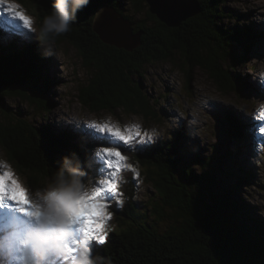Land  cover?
<instances>
[{
    "label": "trees",
    "instance_id": "16d2710c",
    "mask_svg": "<svg viewBox=\"0 0 264 264\" xmlns=\"http://www.w3.org/2000/svg\"><path fill=\"white\" fill-rule=\"evenodd\" d=\"M31 1L41 22L51 12L50 0ZM199 4V15L178 28H168L149 10L147 20L138 22L124 12L142 13L148 7L144 0H90L77 13L71 30L55 39L74 45L97 72L85 89L88 98L82 101L95 111L122 108L146 118L148 101L138 82L133 86L132 77L146 65L169 62L177 55L184 59L188 73L202 69L220 91L234 89L237 78L225 67L236 63L232 48L244 45L261 32L247 27L242 31L221 28L219 23L232 17L225 13L224 0H199ZM106 6L133 24L134 35L141 33L140 45L133 51L108 46L92 31L96 11ZM37 48L32 44L19 48L16 41L0 45V148L27 175L32 190L45 186L44 182L60 166L61 157L74 153L83 165L86 152L94 147L91 141L68 130L34 125L4 107V99L16 96L41 113L49 109L45 101L49 78L45 70L51 56ZM231 120L227 119V134L243 141L240 127ZM186 139L187 133L180 125L178 131L153 147L128 155L142 168L141 176L153 189L154 199L150 197L144 209L139 208L135 202L136 185L131 175L127 177L128 183L119 188L128 197L119 212L121 217L117 216L107 243L94 248L105 264H264V225L244 229L251 225L239 221L243 208L235 200L234 187L228 191L216 189L211 179L194 174L184 163ZM149 217H167L172 224L160 232L148 224Z\"/></svg>",
    "mask_w": 264,
    "mask_h": 264
},
{
    "label": "rangeland",
    "instance_id": "374dc122",
    "mask_svg": "<svg viewBox=\"0 0 264 264\" xmlns=\"http://www.w3.org/2000/svg\"><path fill=\"white\" fill-rule=\"evenodd\" d=\"M8 2L16 6V11L34 17L39 26L38 12L31 0H25L23 5L13 0ZM223 7L225 13L232 16L219 23L224 30L242 31L247 27L261 32L260 35L249 38V42L244 45H235L232 48L236 63H227L225 67H228L237 79L234 89L226 93L220 91L206 71L196 68L192 73H188L184 59L177 55L169 62L146 65L138 75L132 77L133 86L138 82L141 93L148 101L146 118L137 113H127L122 108L95 111L82 99L88 98L85 89L90 87L97 72L89 66V62H85L74 45L60 40L55 42V54L50 55L45 70L49 78L45 101L49 109L41 113L35 106L16 96L4 99V107L12 115L23 117L34 125H45L54 131L68 130L88 142L91 141L94 147L86 152L85 163L81 165H87L85 171L93 179L106 176L108 172L104 160L94 156L96 149L117 147L122 154L142 153L146 148L153 147L169 134L178 131L180 125H183L187 133L184 163L194 174L211 179L216 189L228 191L234 187L237 192L235 200L243 208L241 211L244 214L238 217L239 221L251 225L246 227L243 226L244 223H238L239 226L250 230L256 225H264V136L257 133L259 122L251 116L258 102L264 101V84L258 80L259 73L264 71V0H224ZM146 11L148 7L138 15L132 13V10L124 12L133 21L138 22L147 20ZM7 40L10 43L16 41L19 48L32 44L43 51L35 35L24 28L20 20L5 13L3 6H0V45H8ZM189 77L192 78L191 82ZM201 97L210 98L205 112H200L196 107ZM177 111H183L186 118L191 115L204 123L197 127L191 126L188 119L178 118ZM174 117L177 118V123L169 129L167 122ZM228 118L240 127L243 141L232 139L227 134ZM84 119L98 122L118 121L121 126L139 121L145 128L159 127L162 137L155 143L135 145V151H132L129 146L109 134H101L78 122ZM105 143L106 145L102 146ZM0 158L7 160L24 183L32 189L27 175L10 161L7 153L1 148ZM129 175L131 173H128ZM141 177L142 182L139 185L136 180L133 181L138 192L135 202L139 208L144 209L143 206L150 197L154 199V191L145 183L143 176ZM47 183L48 181L44 182L45 185ZM204 197L208 199L206 195ZM207 201L209 202V199ZM113 211L116 212L113 220L116 227L117 216H120L121 210L116 209L113 204ZM4 213L5 208H0V216ZM166 214L165 211V216ZM147 222L160 232H165L172 224L167 217L161 220L149 217ZM95 247L97 246H93V251Z\"/></svg>",
    "mask_w": 264,
    "mask_h": 264
},
{
    "label": "clouds",
    "instance_id": "9594fccd",
    "mask_svg": "<svg viewBox=\"0 0 264 264\" xmlns=\"http://www.w3.org/2000/svg\"><path fill=\"white\" fill-rule=\"evenodd\" d=\"M89 3L90 0H50L51 12L43 17L39 26L30 15L24 14L30 21L26 26L16 19L35 35L44 55H53L55 39L71 30L77 13ZM0 6L7 14L13 10V4L8 0H0ZM258 80L264 84V71L259 73ZM209 102L210 98L201 97L196 107L205 112ZM177 116L188 119L191 126L204 123L191 115L190 119L186 118L183 111H177ZM251 116L259 122L257 133L264 136V101L258 102ZM78 122L101 134H108L107 126L126 129L131 137L128 146L132 151H135V145L155 143L162 137L159 127L145 128L139 121L123 126L111 120ZM167 123L170 129L176 125L177 118ZM94 156L113 160V167L106 176L89 177L85 171L87 165L82 167L73 153L61 157L60 166L48 183L35 190L24 183L7 160L0 158V208H5L4 215L0 216V264H105L104 259L94 253L93 246L106 244L115 229L113 204L122 210L128 200L119 191L128 183V173L138 185L142 177L139 165L127 154L120 157L98 148Z\"/></svg>",
    "mask_w": 264,
    "mask_h": 264
},
{
    "label": "water",
    "instance_id": "95a60500",
    "mask_svg": "<svg viewBox=\"0 0 264 264\" xmlns=\"http://www.w3.org/2000/svg\"><path fill=\"white\" fill-rule=\"evenodd\" d=\"M150 14L168 28H178L183 22L200 14L199 0H144ZM132 23L106 6L98 9L92 31L108 46L131 52L140 45V34H133Z\"/></svg>",
    "mask_w": 264,
    "mask_h": 264
},
{
    "label": "snow or ice",
    "instance_id": "6c2138e0",
    "mask_svg": "<svg viewBox=\"0 0 264 264\" xmlns=\"http://www.w3.org/2000/svg\"><path fill=\"white\" fill-rule=\"evenodd\" d=\"M16 6L13 5V10L11 11V13L9 14V16L13 17V18H19L22 22L25 23V26L27 23H30V21H28V18L20 11H16L15 10ZM262 91H264V85H262ZM108 127V134L113 137L115 140L123 143L125 146H128V144L131 142V137L129 134H127V130L123 129L121 130L120 128H117L115 126H107ZM105 153H115L116 156H120L122 157V151L120 150V148L117 147H105ZM114 159V158H113ZM105 167L108 171H110L113 167V160H108L105 161ZM8 175H11V173L9 172ZM115 190V189H113Z\"/></svg>",
    "mask_w": 264,
    "mask_h": 264
}]
</instances>
